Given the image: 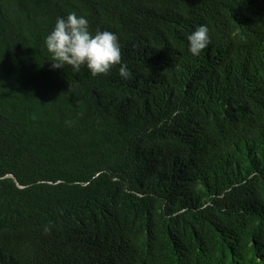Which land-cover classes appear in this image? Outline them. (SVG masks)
I'll list each match as a JSON object with an SVG mask.
<instances>
[{
  "label": "trees",
  "instance_id": "1",
  "mask_svg": "<svg viewBox=\"0 0 264 264\" xmlns=\"http://www.w3.org/2000/svg\"><path fill=\"white\" fill-rule=\"evenodd\" d=\"M73 11L129 78L51 66ZM0 264H264V0H0Z\"/></svg>",
  "mask_w": 264,
  "mask_h": 264
},
{
  "label": "clouds",
  "instance_id": "2",
  "mask_svg": "<svg viewBox=\"0 0 264 264\" xmlns=\"http://www.w3.org/2000/svg\"><path fill=\"white\" fill-rule=\"evenodd\" d=\"M187 41L189 52L199 55L211 43L208 25H198L188 34ZM44 44L54 69L71 66L73 71L78 72L86 67L95 77L106 75L119 65L121 78L127 79L131 75L127 64L122 61L119 36L107 29L97 28L93 32L88 18L75 11L66 17H57L54 27L44 38ZM65 123L71 125L72 121Z\"/></svg>",
  "mask_w": 264,
  "mask_h": 264
}]
</instances>
